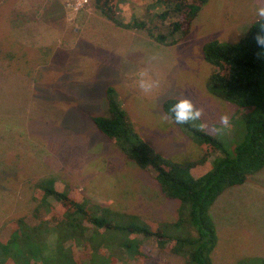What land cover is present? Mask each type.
I'll return each instance as SVG.
<instances>
[{"label":"rangeland","instance_id":"rangeland-1","mask_svg":"<svg viewBox=\"0 0 264 264\" xmlns=\"http://www.w3.org/2000/svg\"><path fill=\"white\" fill-rule=\"evenodd\" d=\"M77 1L6 4L7 11L10 5L26 20L18 34L28 61L18 64L15 71L20 72L0 77V228L8 218L32 209V184L47 175L57 177V187L68 183L113 210L172 222L179 201L164 196L155 171L129 160L91 117L108 113L105 91L111 87L116 102L150 145L177 162L194 161L202 155L201 146L162 108L168 98L187 97L203 109L192 125L201 129L203 123L201 130L233 154L246 133L247 111L207 90L211 65L202 46L213 39L239 40L258 18L264 0H206L186 38L180 31L169 32L176 16L170 13L162 19L158 14L164 8L156 0H120L121 21L145 22L153 35L165 36L164 45L143 29L124 28L101 16L94 0L76 8ZM142 70L157 82L147 93L138 86ZM225 114L227 128L219 123ZM218 155L194 167L193 176L208 170ZM210 209L218 237L212 263L264 264V166L244 183L226 187ZM85 225L91 235L95 228ZM133 236L148 257L145 263L187 264L184 254L160 249L154 236ZM111 264L125 263L119 259Z\"/></svg>","mask_w":264,"mask_h":264},{"label":"trees","instance_id":"trees-1","mask_svg":"<svg viewBox=\"0 0 264 264\" xmlns=\"http://www.w3.org/2000/svg\"><path fill=\"white\" fill-rule=\"evenodd\" d=\"M9 1L0 0V77H6L8 71H15L19 63L28 61L23 50L25 44L18 34L26 20L14 13L10 5L7 11ZM156 2L164 8L158 14L162 19L170 13L176 16L169 32L180 31L182 38H186L206 0ZM119 3L120 0H94V8L116 25L143 29L155 38L156 44H165V36L153 35L145 22L136 19L122 22ZM58 12L63 14V8ZM12 14L15 18L9 17ZM262 24L264 20L258 17L239 40L213 39L202 46L203 57L211 65L206 78L207 90L247 111L246 133L233 154L213 134L189 122L178 125L201 146L200 158L177 162L162 155L137 132L126 111L116 102L111 87L105 91L108 113L91 117L97 129L129 160L141 169L150 167L155 171L154 178L164 196L179 201L178 217L174 221L157 223L134 213L113 210L92 201L68 183L57 187L55 175L42 176L32 184L35 203L32 209L2 223L0 264H111L112 260L119 259L125 264L129 260L135 261L134 264H158L145 263L148 257L141 253V244L134 233L154 236L160 249L184 254L187 264H213L210 255L217 234L210 206L226 187L244 183L249 175L264 166V56L256 55L264 50L254 39L257 34L264 35ZM178 100L168 98L162 103L163 111L170 118L173 116L170 109ZM215 153L221 155L214 159L213 165L201 175L193 176V168L207 162ZM85 222L95 228L91 235H87L91 228Z\"/></svg>","mask_w":264,"mask_h":264},{"label":"clouds","instance_id":"clouds-1","mask_svg":"<svg viewBox=\"0 0 264 264\" xmlns=\"http://www.w3.org/2000/svg\"><path fill=\"white\" fill-rule=\"evenodd\" d=\"M257 16L264 20V7H260L257 9ZM261 32H264V24L261 26ZM257 45L264 50V35L257 34L254 37ZM257 57L260 58L264 56V51H260L256 53ZM141 79L138 81L139 88L147 93L150 92L154 86H157V82L153 81L149 76L147 70H142L139 73ZM173 116L172 119L176 124H188L191 121H198L203 116V109L196 107L193 102L187 98L179 99L170 109ZM219 123L224 128L229 127L230 121L229 116L227 114L221 115L219 118ZM205 125L202 123L200 128L203 129Z\"/></svg>","mask_w":264,"mask_h":264},{"label":"built area","instance_id":"built-area-1","mask_svg":"<svg viewBox=\"0 0 264 264\" xmlns=\"http://www.w3.org/2000/svg\"><path fill=\"white\" fill-rule=\"evenodd\" d=\"M87 0L80 1L78 0L75 7L78 8L79 6L83 5Z\"/></svg>","mask_w":264,"mask_h":264},{"label":"crops","instance_id":"crops-1","mask_svg":"<svg viewBox=\"0 0 264 264\" xmlns=\"http://www.w3.org/2000/svg\"><path fill=\"white\" fill-rule=\"evenodd\" d=\"M209 212H210V215H211V209H209ZM217 240H218V237H217ZM217 244V242H216ZM215 249H216V245L214 246L213 250L211 251V255L213 256L214 252H215Z\"/></svg>","mask_w":264,"mask_h":264}]
</instances>
